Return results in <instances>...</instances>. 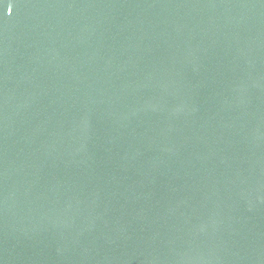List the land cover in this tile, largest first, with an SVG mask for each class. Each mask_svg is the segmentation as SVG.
<instances>
[{
	"label": "water",
	"instance_id": "1",
	"mask_svg": "<svg viewBox=\"0 0 264 264\" xmlns=\"http://www.w3.org/2000/svg\"><path fill=\"white\" fill-rule=\"evenodd\" d=\"M0 264H264V0H0Z\"/></svg>",
	"mask_w": 264,
	"mask_h": 264
}]
</instances>
